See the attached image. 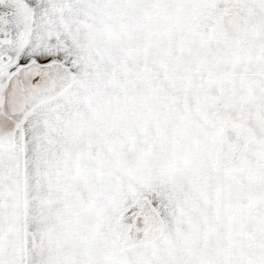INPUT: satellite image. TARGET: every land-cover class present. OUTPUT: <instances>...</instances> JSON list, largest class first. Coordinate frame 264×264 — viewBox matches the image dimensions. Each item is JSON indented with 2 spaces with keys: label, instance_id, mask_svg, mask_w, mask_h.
<instances>
[{
  "label": "snow or ice",
  "instance_id": "obj_1",
  "mask_svg": "<svg viewBox=\"0 0 264 264\" xmlns=\"http://www.w3.org/2000/svg\"><path fill=\"white\" fill-rule=\"evenodd\" d=\"M0 264H264V0H0Z\"/></svg>",
  "mask_w": 264,
  "mask_h": 264
}]
</instances>
